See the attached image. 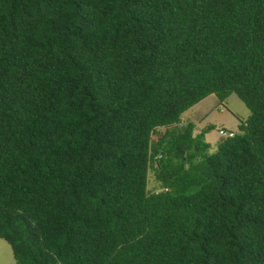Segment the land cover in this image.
Listing matches in <instances>:
<instances>
[{
  "label": "trees",
  "instance_id": "obj_1",
  "mask_svg": "<svg viewBox=\"0 0 264 264\" xmlns=\"http://www.w3.org/2000/svg\"><path fill=\"white\" fill-rule=\"evenodd\" d=\"M212 93L249 115L209 153L177 122ZM0 238L18 264H264V0H0Z\"/></svg>",
  "mask_w": 264,
  "mask_h": 264
},
{
  "label": "rangeland",
  "instance_id": "obj_2",
  "mask_svg": "<svg viewBox=\"0 0 264 264\" xmlns=\"http://www.w3.org/2000/svg\"><path fill=\"white\" fill-rule=\"evenodd\" d=\"M190 115L197 133L203 134L209 142L207 152L211 153L216 150L222 139L218 133V127H222V123H227L237 131V123L242 120V117H248L249 109L235 93L229 94L223 101L213 94L202 99ZM155 174L154 167H150L147 184L149 191L160 190ZM0 264H18L13 257L10 244L2 238H0Z\"/></svg>",
  "mask_w": 264,
  "mask_h": 264
},
{
  "label": "crops",
  "instance_id": "obj_3",
  "mask_svg": "<svg viewBox=\"0 0 264 264\" xmlns=\"http://www.w3.org/2000/svg\"><path fill=\"white\" fill-rule=\"evenodd\" d=\"M209 95H213L212 94H209ZM208 95V96H209ZM216 96V95H215ZM207 97V96H206ZM202 100H200L199 102H197L195 105H193L191 108H189L188 110H186L185 112L182 113L181 115V118L185 121V124L188 123V122H191L193 123V121L191 120V111H193V109H195L197 107V105H199V103H201ZM228 103V102H227ZM246 119L245 117H242V120ZM239 124V122L237 123V125ZM194 125V123H193ZM231 125V124H230ZM230 125H228L227 123H222L221 126L222 127H226V128H229L230 130H234L236 131V129H233ZM238 128V127H237ZM159 130H164V128H158L157 131ZM197 131H196V126L194 125V128H193V135H197ZM203 139L205 142H207L209 144V142L205 139V136L203 135ZM210 146V144H209Z\"/></svg>",
  "mask_w": 264,
  "mask_h": 264
},
{
  "label": "built area",
  "instance_id": "obj_4",
  "mask_svg": "<svg viewBox=\"0 0 264 264\" xmlns=\"http://www.w3.org/2000/svg\"><path fill=\"white\" fill-rule=\"evenodd\" d=\"M177 125L179 127H182L185 125V121L180 118L179 121L177 122ZM218 133L221 137H230V136H233L235 134V131L234 130H229V129H226L224 127H218Z\"/></svg>",
  "mask_w": 264,
  "mask_h": 264
}]
</instances>
